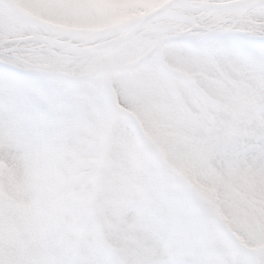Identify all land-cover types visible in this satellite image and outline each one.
<instances>
[{"label":"rangeland","instance_id":"rangeland-1","mask_svg":"<svg viewBox=\"0 0 264 264\" xmlns=\"http://www.w3.org/2000/svg\"><path fill=\"white\" fill-rule=\"evenodd\" d=\"M7 1L55 30L91 33L179 6L178 0ZM213 1L203 10H226L210 7L234 0ZM229 14L234 23L237 15ZM161 19L171 22L165 10L150 24ZM236 22L246 34L154 30L82 64L56 56L52 33L26 56L16 54L28 43L14 52L0 48V235L6 242L0 264H100L97 251L109 234L130 228L128 217L119 216L126 201L143 213L161 194L179 198L170 214L177 230L159 242L122 239L119 256L132 245L140 264L161 245H180L196 264L205 258L264 264V227L241 210L226 229L196 176L210 174L214 149L264 97V37H257L264 35V7L244 11ZM28 24L0 12L8 43L25 40ZM25 121L36 125L19 128ZM14 168L18 180L8 177ZM20 191L33 196L12 198ZM115 200L116 212L108 211Z\"/></svg>","mask_w":264,"mask_h":264},{"label":"bare ground","instance_id":"bare-ground-1","mask_svg":"<svg viewBox=\"0 0 264 264\" xmlns=\"http://www.w3.org/2000/svg\"><path fill=\"white\" fill-rule=\"evenodd\" d=\"M141 1L153 2L156 0ZM213 2V0H178L179 6H173L172 4L166 9L167 17L171 20L170 24H162L161 19L140 28L136 22L126 26L123 30L137 29L139 27L135 37H144L154 30L161 31L163 29L166 30V35H170L172 32L194 33L208 31L215 33L226 30L246 34L245 31L238 28H242L241 24L236 22L237 17L244 13L238 11L241 9L229 7L222 11L203 10V8L209 7ZM138 5L140 4L138 3ZM181 6H185L187 10L181 8ZM11 10L14 9H12L8 1L0 0L1 13L7 15ZM229 13L237 15L233 21L234 23L228 20V17H230ZM137 15L138 11L131 14L132 17ZM15 17L18 18L17 16ZM25 28V40L18 42L8 43L6 42V36L0 34V48L14 52V49L21 47L22 43H28L27 45L30 47L26 46L24 48L26 51L16 54L26 56L27 50H31L36 46L39 47V44L35 43L37 40H44L42 36L50 37L48 35L52 33L53 35L48 41L55 44L53 52L57 54L56 56L58 58L68 57L73 62L82 64L87 59L85 52L72 51L70 45L91 47L95 44H105L116 37L114 35L90 37L85 32L52 31L38 24L30 23ZM262 36L264 37V35L257 37ZM47 48L48 46L45 45L44 49ZM258 105L260 107L258 108L259 110L256 109L250 114L244 113L241 125L227 136L220 147L214 149L213 156L209 162L210 174H196L200 181V188L209 193L214 200L211 208L218 207L217 215L221 218H230L229 220L222 219L220 221L221 218L219 217V223L226 229L233 228L234 214L239 213L241 210L248 213L247 217L252 223L264 227V97L258 101ZM35 125L33 122L25 121L19 125V128H33ZM0 129H3L2 125H0ZM20 176V170L14 168L8 177L18 180ZM3 184L0 181L1 199L5 197L2 191ZM32 196L33 194L23 191L12 194L14 199L29 200ZM157 199V205L149 207L143 213L137 211L138 208L131 199L126 201L125 209L119 211V216L128 217L130 228L125 229L118 235L109 234L110 241H107V245H103L97 251L96 257L100 264H139L138 256L132 245L126 247L125 253L119 256L118 252L120 250L117 248V243L122 239H130L133 243H136L139 238L146 237L159 242L169 232L177 230L179 225L176 220L171 218L170 214L173 204L179 207V198L170 194H161ZM117 205L118 201L115 200V203L110 206L108 211L116 212ZM137 223L139 228H132ZM0 244V253L5 254L6 251H4L3 245L6 242L2 235H0ZM185 255L187 253L180 245L173 248L161 245L154 257L142 259L140 264H196L188 262ZM202 263L213 264L208 258H205Z\"/></svg>","mask_w":264,"mask_h":264},{"label":"water","instance_id":"water-1","mask_svg":"<svg viewBox=\"0 0 264 264\" xmlns=\"http://www.w3.org/2000/svg\"><path fill=\"white\" fill-rule=\"evenodd\" d=\"M172 4H174V3L168 4V5L160 8L157 11L139 19L136 22L138 23L140 28L144 27L148 23L153 21L156 17H158L163 11H165ZM229 7H233V8L235 7V9H241L238 11L244 12L250 8H254V7L262 8V7H264V0H234V1H231V2L226 3V4L214 5L210 8H229ZM12 9H13V7H12ZM11 13L14 14L15 16L19 17V18L24 19L25 21H27L30 24H38L44 28H48L52 31H55V29H53L49 25L42 23V22L32 21V20L24 17L23 15H21L19 12L15 11V10H11ZM136 22H134V23H136ZM125 27L126 26L116 27V28L110 29L108 31L96 32V33L85 32L90 37L107 36V35L116 36L115 38L111 39L109 42H107L105 44H95V45H92L91 47H76V46L70 45V47L72 50L85 52L87 58L91 57V56L102 55L104 53H107V52L117 48L118 46L127 42L128 40L132 39L136 35V32H138V28H139L138 27L137 29H127L126 31H124L123 29H125ZM66 32H72V31H66Z\"/></svg>","mask_w":264,"mask_h":264}]
</instances>
